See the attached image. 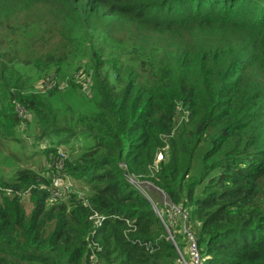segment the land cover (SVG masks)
Wrapping results in <instances>:
<instances>
[{
    "label": "trees",
    "instance_id": "trees-1",
    "mask_svg": "<svg viewBox=\"0 0 264 264\" xmlns=\"http://www.w3.org/2000/svg\"><path fill=\"white\" fill-rule=\"evenodd\" d=\"M20 3L37 19L32 36L78 45L77 33L98 26L134 45L111 63L91 53L94 110L76 111L70 125L57 123L68 107H55L56 90L45 101L11 95L0 111L1 129L32 121L33 147L86 189L49 205L38 174L0 181V264H90L93 214L103 217L100 264L191 258L184 235L165 230L119 168L146 177L165 146L149 180L185 210L201 264H264V0H0V11ZM45 60L55 78L70 67Z\"/></svg>",
    "mask_w": 264,
    "mask_h": 264
},
{
    "label": "rangeland",
    "instance_id": "rangeland-1",
    "mask_svg": "<svg viewBox=\"0 0 264 264\" xmlns=\"http://www.w3.org/2000/svg\"><path fill=\"white\" fill-rule=\"evenodd\" d=\"M28 5L27 3H20L0 11V111L10 105L11 95H32L33 97L36 95L45 101L47 89L56 90L51 100L55 107L59 109L60 102L68 107L66 111H62L58 115L57 123L70 125L69 120L71 118L76 119L77 112L94 110L93 104L97 92L94 87L92 70L87 66L92 67L94 65L91 60V53L96 52L111 63L120 54L129 51L134 44L132 42L129 44L118 43L113 34L118 32L116 29L113 33H104L98 26L87 32L77 33L76 42L78 45L73 41L69 44L68 41H63L58 36L48 38L43 36L42 32L32 36L31 30L37 23V19L27 14L25 7ZM51 21L52 18L47 12V20L44 21V25L50 24ZM71 46L75 48L72 49ZM48 53L53 61L60 59L58 61L61 62L60 65H70L69 68L62 70L63 74L59 78L54 77L53 71L50 73L43 71L44 65H48L45 60ZM176 115L178 121H182L181 116L186 118L187 114L180 104H177ZM19 117L29 119V116L25 118L23 114ZM178 126L179 124L176 125V128ZM37 135L38 129L32 128V121L24 123L21 127L10 125L6 129L0 128V181L12 179L17 172L27 170L38 174L40 185L47 190L49 189L51 180L53 181V178L58 175L57 169L61 162L56 165L53 164L49 158L40 154V146L33 147V139ZM165 151L168 152L167 146L161 151L162 160L159 163L163 161ZM156 173L157 171L149 172L148 176L138 178V181L141 183V187L145 189L146 195L151 197L157 212L156 215L161 218L165 230L169 232L170 229L176 234H183L184 231H190L194 234L193 228H190L191 224H184L185 227L183 224H179L178 219L173 220L166 197L149 180ZM84 192L86 189L80 183L71 182L68 184L66 181H62L59 198L51 200L48 204L65 202L69 194L81 198L84 197ZM22 204L27 217H30L33 208L27 195L22 196ZM178 207L181 206L178 205ZM182 210L185 211L183 207ZM163 213L168 215L169 219L164 218ZM186 247L189 252L190 247L187 242ZM181 259L183 258L180 257V261ZM185 260L189 262L187 263ZM185 260L183 261L186 264H190V260L194 264L188 255ZM201 263L198 255L197 264Z\"/></svg>",
    "mask_w": 264,
    "mask_h": 264
},
{
    "label": "built area",
    "instance_id": "built-area-1",
    "mask_svg": "<svg viewBox=\"0 0 264 264\" xmlns=\"http://www.w3.org/2000/svg\"><path fill=\"white\" fill-rule=\"evenodd\" d=\"M15 111H16L18 117L21 114H23L25 116V118H27V116H28L26 114V112L22 109V107L18 106V104L15 105ZM19 118H21V117H19ZM22 119H24V118H22ZM162 150H160L159 152L156 153L153 165L149 169L150 173H152V171H158L159 162L162 160V156H161V151ZM60 167L61 166H59V168L57 169L58 171L60 170ZM119 168H121L124 171V178H125L126 182L130 186H132L144 199H146L152 205L155 214H157L156 209L154 207V203H153L151 197L146 195L145 189H143L141 187V183L138 181V178H141V177H137V176L129 174L126 166L123 165V164H119ZM57 174L58 175H56L53 178V181L51 180V184L49 185V198L47 200V203H49L51 200L59 198V194H60V191H61V182L62 181H66L68 184H71L70 179L68 177H66L64 174H60L59 172H57ZM168 204L170 205V212L172 214L173 220L179 219L181 221V223L184 225V221L187 220V215L182 210V206L178 207V206H175V205H171L170 203H168ZM84 205H86V203H84ZM88 220L92 224V232L88 236V240H89V243H88L89 263L90 264H100L99 263V259H98V253H100L101 248H100L97 240L95 239V235H96L97 231L100 230L101 227H102L103 217L100 216V215H97V214H93V215L89 216ZM183 235H184V237L186 239L187 244L190 247V251H189L190 255H191L190 259L193 260L194 264H197L198 253H197V249H196L195 237L190 231L189 232L184 231ZM148 247H149V245H146V249H148ZM181 263L182 264H186L183 261V259H181ZM190 264H192L191 260H190Z\"/></svg>",
    "mask_w": 264,
    "mask_h": 264
}]
</instances>
